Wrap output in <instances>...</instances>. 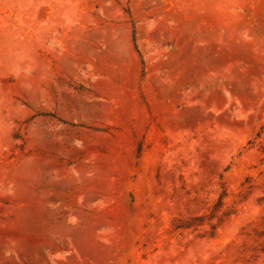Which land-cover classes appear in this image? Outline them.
I'll return each instance as SVG.
<instances>
[{
  "label": "rangeland",
  "instance_id": "1",
  "mask_svg": "<svg viewBox=\"0 0 264 264\" xmlns=\"http://www.w3.org/2000/svg\"><path fill=\"white\" fill-rule=\"evenodd\" d=\"M0 264H264V0H0Z\"/></svg>",
  "mask_w": 264,
  "mask_h": 264
}]
</instances>
